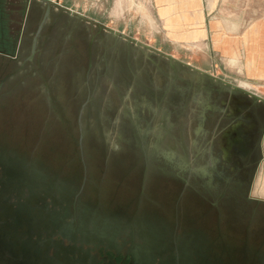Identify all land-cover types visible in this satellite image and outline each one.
I'll list each match as a JSON object with an SVG mask.
<instances>
[{
	"label": "flooded vegetation",
	"instance_id": "1",
	"mask_svg": "<svg viewBox=\"0 0 264 264\" xmlns=\"http://www.w3.org/2000/svg\"><path fill=\"white\" fill-rule=\"evenodd\" d=\"M70 9L79 12L60 0H0V108L30 92L58 117L65 94L78 158L54 172L0 142V264H264L255 190L264 102L119 42ZM108 92L117 94L110 105L135 114L106 115ZM105 128L114 147L100 139ZM91 156L104 176L139 184L132 203L93 200Z\"/></svg>",
	"mask_w": 264,
	"mask_h": 264
},
{
	"label": "rangeland",
	"instance_id": "2",
	"mask_svg": "<svg viewBox=\"0 0 264 264\" xmlns=\"http://www.w3.org/2000/svg\"><path fill=\"white\" fill-rule=\"evenodd\" d=\"M60 2L138 39L150 38L151 30L156 33V23L149 0H60ZM221 72L224 73L223 70ZM221 75L224 74L221 73ZM227 75V78L232 77L228 79H235L234 83L264 96V89L258 88L257 85L250 84L239 75ZM29 93L22 95L15 93L12 98L10 97L11 100L0 108V142L22 156L35 159L51 171H65L70 163L74 167L78 164V158L74 154V145L71 143V135L74 132L71 121H74V112L65 101L66 95L60 93L56 96L58 116L56 117L45 103L36 101ZM107 95L108 104L105 105L104 111L106 115L118 114L121 116L120 120L125 121L130 114H135L136 108L132 104L129 107L118 106V104L110 105L112 98L117 96L116 93L108 92ZM59 118L64 120L65 127L58 121ZM120 127L126 129L127 132L134 129L136 137L145 140L146 144L149 143L148 138L150 137L145 136V132L141 131L143 129L136 123L123 122ZM106 128L100 139L105 141L108 147H114L118 142L113 139L114 134L108 131L105 133ZM109 130L112 131V128ZM172 144L173 142L168 138L162 141L163 147ZM90 160L93 178L90 194L95 202L99 193L105 205L108 201L127 204L135 200L139 184L132 185L110 174L104 176L100 166L101 160L94 156H91ZM261 166L255 178V190L258 195L264 197V161ZM205 226L215 230L216 224L208 222ZM211 236L214 238L216 232L214 231Z\"/></svg>",
	"mask_w": 264,
	"mask_h": 264
},
{
	"label": "crops",
	"instance_id": "3",
	"mask_svg": "<svg viewBox=\"0 0 264 264\" xmlns=\"http://www.w3.org/2000/svg\"><path fill=\"white\" fill-rule=\"evenodd\" d=\"M149 4L156 33L151 30L150 38L140 40L232 82L235 79L227 74L264 89V0H149Z\"/></svg>",
	"mask_w": 264,
	"mask_h": 264
},
{
	"label": "water",
	"instance_id": "4",
	"mask_svg": "<svg viewBox=\"0 0 264 264\" xmlns=\"http://www.w3.org/2000/svg\"><path fill=\"white\" fill-rule=\"evenodd\" d=\"M42 1H46V2H50V0H42ZM70 14L73 15L74 13H76L74 10L70 9L69 10ZM78 17H84V14L81 12H77L76 13ZM104 28L106 33L115 38L117 41L121 42V41H126L127 43L131 44L136 50H141L146 54H151V55H159L161 57H163L164 59H166L167 61L170 62L171 66L175 67V65H180L185 67L186 69H189L191 72H193V74H196L197 76L200 77H205L208 78L209 80H212L214 82H218L221 84H224L228 87H230L231 89H235V90H240L248 95H250L251 97L255 98L256 100L262 101L264 102V96L252 91V90H248L245 87L240 86L237 83L231 82L221 76H217L215 74H212L206 70H203L197 66H194L192 64H190L189 62H186L182 59H178L176 58L174 55L167 53L165 51H162L154 46H152L149 43H146L130 34L125 33L124 31L115 29L113 27H109L107 25H101L100 29Z\"/></svg>",
	"mask_w": 264,
	"mask_h": 264
},
{
	"label": "bare ground",
	"instance_id": "5",
	"mask_svg": "<svg viewBox=\"0 0 264 264\" xmlns=\"http://www.w3.org/2000/svg\"><path fill=\"white\" fill-rule=\"evenodd\" d=\"M259 174V173H258ZM254 192V191H253ZM256 195V194H255Z\"/></svg>",
	"mask_w": 264,
	"mask_h": 264
}]
</instances>
